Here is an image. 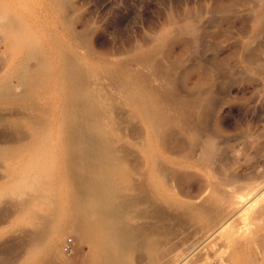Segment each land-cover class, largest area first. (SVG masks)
I'll return each mask as SVG.
<instances>
[{"label": "rangeland", "instance_id": "rangeland-1", "mask_svg": "<svg viewBox=\"0 0 264 264\" xmlns=\"http://www.w3.org/2000/svg\"><path fill=\"white\" fill-rule=\"evenodd\" d=\"M258 7L0 0V264H160L212 226L225 198L208 180L264 166ZM189 19L195 38L177 33ZM206 133L227 145L208 165ZM252 227L223 264H264Z\"/></svg>", "mask_w": 264, "mask_h": 264}, {"label": "bare ground", "instance_id": "bare-ground-1", "mask_svg": "<svg viewBox=\"0 0 264 264\" xmlns=\"http://www.w3.org/2000/svg\"><path fill=\"white\" fill-rule=\"evenodd\" d=\"M259 5H260V7L254 8L252 10V12H253V14H252L253 20L252 21H254L256 23V28H255L256 33H255L254 37H255V40L257 39L260 42V44H264V0H259ZM227 8H230V6ZM230 10H232V8ZM179 28L177 29L178 30L177 33L182 35V36H183V34L184 35L187 34V35L191 36V35H194L197 33V28L194 26V23L190 19L184 21V23L182 24V27L180 26ZM197 36H199V34H197ZM197 36H196V39H194V41H196V42L199 40L198 38H200ZM192 37L195 38L194 36H191V38ZM262 63H264V62H262ZM260 68L264 69V67H260ZM260 82H262V81L260 80ZM260 88H261V86H260ZM212 90H213V88H212ZM212 95L213 94H211V97H212ZM209 105H212V104H209ZM181 123L183 124L184 122H181ZM187 126H189V125H187ZM176 130H178V126L174 130L177 133ZM175 132H172L171 134H173ZM179 133H181V132L179 131ZM197 134H200V133H197ZM207 134H209V133H206V135ZM181 135H183V134H181ZM171 136L173 137L175 135H171ZM176 136H177L176 138H178L179 135H176ZM198 137H199V139H197L196 146L193 147L192 149L195 148V150H196L195 155L199 156L198 158H200V160L205 162L207 165L211 162H214L213 160H216L215 158L217 157L219 152H221V153H219V155L220 154L221 155L226 154L227 145L224 144L225 148L223 147L224 148L223 149L221 147L222 151H219V149H220L219 146L220 145L222 146V144L217 145L216 141L218 139L220 140V138H217L214 134H211V135L209 134L204 138H202L203 135H202V137H201V135H198ZM215 137L217 138L216 141H215ZM179 140H180V137H179ZM223 141H226V140L224 139ZM198 160L199 159H197V161ZM259 162H264V155L262 157L260 156ZM170 164L171 163L169 161L168 165H170ZM206 164H205V166H206ZM177 166L179 167V169L186 167V165L181 164V163H179V164L177 163ZM177 166H175V167H177ZM261 166L262 165L259 166L258 164H257V166H250L249 165L248 167H251L250 170L249 169H247L248 171L244 170V171H246V173L241 172V174H242L241 176H239L238 174H235L238 176L227 175L225 177V175L227 174V173H225V175H223V177L213 179L212 182L209 179L208 180L209 185L215 191L220 192L222 194V198H225V202H224L225 204L223 205V208L221 209V211L219 213V217L217 218V220L215 221V223L212 226L205 229L203 232L199 233L198 236L194 237L187 244L181 246L179 248V250L176 251L174 254L166 255L164 261L160 264H195L198 261H200V264H223V258L221 257V254L224 253L226 251V249L229 248V242H230L229 236L231 235V231L233 233V231L239 232L240 229H242V230L244 229L245 232L246 231L250 232V229L254 228L252 226H255L256 232H255V230H252L255 232L254 234L261 232V231H262L261 233H263L264 232V169L261 168ZM262 167H264V166H262ZM173 168L174 167H172V169ZM189 168H190V166H189ZM193 169H194V167H193ZM196 169H194V170H196ZM173 172H174V169L171 173H173ZM177 172H179V171H177ZM183 179H185L184 180L185 182L190 181V180H188L189 178L186 179L185 176H183ZM182 180L180 182H182ZM180 182H179V185H180ZM178 191H180V190H178ZM209 198L210 197H207L204 194L202 196H199V199H201L202 201L208 200ZM220 200H222V199H220ZM219 203H221V202L219 201ZM245 232H243V233H245ZM239 235H241V234H239ZM245 235L248 236L250 234H245ZM252 236L257 237V235H253V234H252ZM242 238H243V236H242ZM261 238L262 239H257V240L261 241L260 242L261 243L260 248H257L256 250L254 249L253 251L255 252L258 249H262L263 255H264V235H262ZM220 239L223 240L222 241L223 244H220V243H222V242H220L221 241ZM218 240H220V241H218ZM240 241L241 240L239 239V242ZM218 242H220V243H218ZM234 242H236V241H234ZM252 242H255V241H252ZM257 242H259V241H257ZM216 243L220 244L219 248L221 250L220 249L215 250L214 261L208 260L209 259L208 254H206L205 256H202L203 252H205V251L210 252V250H212V245L216 244ZM244 243L246 244L247 242H244ZM245 247H247V245ZM253 247L255 248L256 246H253ZM253 247L250 246V247H247L246 249L248 251L249 250L248 248H253ZM242 248H244V247H242ZM232 249H234V247ZM232 251H231V253H233L235 250L233 252ZM251 252L252 251H250V255H252ZM253 254L255 256V253H253ZM257 254H258V251H257ZM246 256H248V254H245V258H246ZM258 256H260V255H258ZM200 257H201V259L199 260ZM212 257H213V255H212ZM250 257H253V256H250ZM250 257H249V260H252V259L255 260L256 259V258H250ZM263 258H264V256H263ZM247 259H248V257L246 258V261H247ZM256 261H257V259H256ZM258 261H260V260H258ZM250 263H252V262H250ZM245 264H249V262L245 263ZM253 264H254V261H253Z\"/></svg>", "mask_w": 264, "mask_h": 264}]
</instances>
